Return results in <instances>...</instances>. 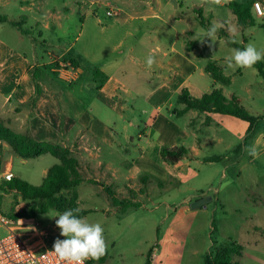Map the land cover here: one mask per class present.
<instances>
[{"label":"rangeland","instance_id":"rangeland-1","mask_svg":"<svg viewBox=\"0 0 264 264\" xmlns=\"http://www.w3.org/2000/svg\"><path fill=\"white\" fill-rule=\"evenodd\" d=\"M16 1L13 0L14 3L12 2L11 6L0 7V15L15 16V13L19 12V6L14 5ZM167 1L160 0L166 18L170 17L169 25L157 20L143 22L139 19H131V16L149 15L151 8L157 10L158 6L155 3L151 8L148 6L131 9L123 5L121 0H35L34 18L30 13L19 12L20 17L26 21L21 25L25 34L22 36L18 34L21 40L16 41L12 37L11 25L6 26L3 31L1 46L3 55L0 58L1 89L13 90L17 87L24 88L29 84L36 86L35 90L38 92L40 86L36 79H39L43 84L52 85L56 95L62 90V86H67L80 97L83 93L78 86L68 84L60 78L59 73L52 71L54 66L49 65L50 55L59 57L63 52H67L66 59H61V63L68 64L66 67L71 65L74 67L71 58L81 61L83 73L78 74L79 87L88 83L100 85V80H97L94 75L97 62L93 60L101 61L103 54L117 57L119 51L125 50V46L129 48L134 45L133 54L139 57L140 62L142 60L146 62L149 55H154L155 60L159 56L167 58L173 41L178 42V46H186L189 37L185 35V31L194 30L195 33H199L201 30H207L215 20L223 23L225 28L217 33V41L213 48L208 47L210 42L208 38H205L204 44L195 40L197 52L192 53L191 56L196 58L200 68L207 66L209 62H217L223 74L229 77L231 82L229 85L216 83L210 74L201 75L199 70L193 78L195 88L192 87L190 90L194 95L202 96L213 87L223 89L226 97H236L251 115L261 118L259 125L263 126L264 76L255 66L251 69H227L224 57L230 55L231 50L236 48L228 43L233 38L237 44L244 47L252 43L258 49L264 48V18L254 14L255 26L240 27L235 15L228 8V3L205 5L203 8L209 9V14L204 17L207 25L205 27L198 20L197 13H193L194 6H198L195 0H177L179 4L174 10L172 5H165ZM230 1L247 3L253 0ZM1 2L0 0V4ZM108 5L120 8L122 12L115 16H108ZM9 9L12 11L9 12ZM176 18H182L183 21L179 22L175 20ZM46 21L50 23L49 29L44 28ZM157 27L161 29L163 35L152 34L151 30ZM230 28L236 29L235 37L230 35L228 31ZM222 31L225 34H222ZM178 34H180L179 40L176 39ZM124 36H129L126 44L110 52L109 50H112ZM191 39L194 40V37ZM188 44L192 46L191 42ZM197 53L201 56H197ZM55 61H58L56 64L60 63V60L55 59ZM145 64L147 66V63ZM25 72L28 73V77L23 78ZM134 80L135 78L132 77V81ZM18 93L14 94L15 98ZM123 97H120L121 103L125 101ZM90 99L91 97L84 98L87 101ZM93 100L94 97L91 102ZM172 103L174 108L166 106L163 108V113L172 117L181 126L191 128L190 131L196 132L203 141L207 139L206 135L224 138L223 144L209 143L204 150L207 155L220 156L222 160L214 166L213 176L205 173V170H196V175L193 176L195 179L192 182L198 185L190 191L186 189L185 184L181 192L165 190L166 183H161L164 187L160 185L156 192H149L146 188L139 190L132 186L127 193V199L118 197L129 203L126 210L113 202L106 188H101L103 182L95 181L97 177L91 173L89 167L84 168L79 165L81 176L85 181L76 190V207L88 211L84 218L89 222L102 224L108 243L105 261L95 264H204L205 257L213 251L214 245L224 244L229 238L243 246L242 256L236 257L238 262L264 264V177L257 169L259 166L264 167V153L255 162L258 166H252L250 165L252 157L246 152L232 151L237 146L241 145L242 148L246 142L249 143V140L245 141L249 124L234 116L215 112L207 114L199 110H190L188 114L176 118L173 110H179L182 107L176 102V98L172 100ZM112 104L114 101L109 102L107 107L98 105L91 115L96 114L97 121L99 119H104L105 122L117 120L119 131L123 119L139 123L149 115V111H143L151 109V106L136 105L122 112V118H120L118 113L114 112L115 117L111 115L109 107ZM29 107L30 105L28 109ZM133 116L136 118L135 121ZM207 117L213 121L211 126ZM134 130L132 132L130 129L131 136H136V130ZM130 141L120 137L119 142L124 143L125 146L126 143L128 144L127 148L130 151L128 157L132 164L138 153L136 139L133 145ZM2 149L3 167L0 174H3L7 168L11 169V165L8 164H11L9 158L11 152L13 153L6 143H3ZM226 155H231V159L224 160ZM242 156L244 161L240 169L237 170L234 167L233 171L229 169L235 164L232 160L235 157L240 160ZM246 162L248 163L245 169ZM57 163L58 160L49 154L31 159L27 163H23L21 158L16 157L13 174L35 187H42L48 172L45 170ZM224 170L227 171L225 178L222 177ZM3 183L4 180H0V216L37 219L49 229L56 226L55 219L50 216L58 210L50 209L48 213L38 212L36 217H30L27 211L30 212L32 207L39 211L41 203L23 201L17 191L1 189ZM221 184L223 190L219 196L214 192L221 187ZM183 192H186L184 196L189 193L194 194L196 198L201 196L202 192L208 193L213 199L208 204V213L200 212L195 215L184 212L180 207ZM73 195L74 191L62 192L61 196L66 202H63L64 207L59 206L61 210H65ZM57 231L60 232L58 228ZM8 234V228L0 222V239ZM150 250L152 252L149 255Z\"/></svg>","mask_w":264,"mask_h":264},{"label":"crops","instance_id":"crops-1","mask_svg":"<svg viewBox=\"0 0 264 264\" xmlns=\"http://www.w3.org/2000/svg\"><path fill=\"white\" fill-rule=\"evenodd\" d=\"M1 1L0 7H8L14 3L13 0ZM121 1L123 5L131 9L146 8L148 6L151 8L154 3L158 6L157 10L151 8L149 15L131 16L132 20L139 19L143 22L157 20L167 25L170 23L168 20L170 17L166 18L160 0ZM16 2L14 5L19 6V12H27L33 18L35 17V0H17ZM248 3H252V1H248ZM262 3L264 5V0H262ZM178 4L177 0H168L165 3V5H172L173 10L177 8ZM109 8L115 9L117 14L122 12L120 8L111 5ZM195 9H201L203 17L209 14V9L205 10L203 7L198 6H194V14H196ZM8 11L11 12L12 9ZM19 12L15 13V16L0 15V58L3 55L1 46L3 45V31L6 26H12L11 32L13 36H11L16 41L22 39L18 34H21V36L25 34L21 29V25L25 24L26 21L20 17ZM181 15L184 14L181 13ZM196 16L198 15L196 14ZM175 20L183 21L182 18H176ZM45 23L44 28L49 29L50 23L48 21ZM151 31L152 34L163 35L159 27L153 28ZM184 33L189 37L186 46H178V42L173 41L168 57L159 56L151 68L146 66L145 61L142 60L140 62L139 57L133 54L134 45L129 48L125 46V50L119 51L117 57H109L108 54H103L101 61L93 60L97 62L95 69L100 70L102 75L106 77L102 79L101 74L96 75L94 73L95 78L100 80V85L88 83L83 87H79V75L83 73L81 61L77 58H71L73 60L72 63L76 62V64L73 63V68L76 71L75 75L65 74L60 66L63 65L61 59L66 57L67 52H63L59 57L50 55L49 65L54 66L52 71L59 73L60 78L68 82V84L76 85L75 87L78 86L80 92L83 93L82 96L78 97L74 94L73 89L67 86H62V90L56 95L52 85L49 83L43 84L36 77V82L40 86L38 92L35 90L36 86L29 84L25 85L24 88L17 87L13 90L8 89L5 91L0 87V120L17 133L25 134L29 132L37 142H48L68 148L78 160L79 165L84 168H90L91 173L97 177L95 179L96 182H103V185L100 183L102 189L106 185L113 189L118 197L123 199L128 198L127 193L130 192L129 189L132 186L137 187L139 190L146 188L149 192H156L160 185L164 187L161 183H166L165 190L181 192L182 186L185 184L188 191L193 190L195 189L194 186L198 185V183L192 182L195 179L193 177L196 175L195 171L205 170V173L213 176L214 166H216L218 161L222 160L220 156L207 155L204 152L206 145L209 143L221 145L225 141L223 137H217V135H206L207 139L203 141L196 132L190 131L191 128L181 126L172 117L163 113V108L166 106L174 108L172 100L176 98L177 102V97L183 89H187L194 98L201 97L197 94L194 95L190 88H195L193 78L199 70L201 75L207 73L206 66L200 68L196 58L191 56L192 53L196 54L197 52L196 41L191 39L196 34L195 31H185ZM222 34H225V32L222 31ZM127 37L124 36L120 39L109 51L112 52L122 48L126 44ZM176 39H180V34L176 35ZM189 42H191L190 45L192 46H189ZM127 49L128 51L126 52ZM197 56H201L200 53H197ZM55 59L60 60V63L56 64L58 61H55ZM22 77H28V73L25 72ZM132 77L135 78L134 81H132ZM16 92L19 93L15 98L14 94ZM89 97L91 99L94 97V100L92 102L91 99L88 101L84 100V98L89 99ZM120 97L125 99L123 103L120 102ZM112 101H114V104L110 105L109 109L114 117L115 112L122 118V112L127 111L129 108H134L136 105L151 106V109L143 111H149V115L146 119L139 121V123L123 119L121 130L119 131L117 120L115 122H110L109 120L105 122L104 119L97 121L96 114L91 115V113L95 112V107L98 105L107 107L108 103ZM179 105L183 108L182 104ZM133 118L135 121V116ZM207 118L210 122L209 126H211L213 121L210 117ZM130 129H132V132L134 129L136 130V136L130 135ZM120 137L126 140L130 139L132 145L136 139L138 155L132 164L128 157L130 153L127 148L128 144L126 143L125 146L124 143L119 142ZM247 140H249V143L246 142L242 148L240 147L241 145L237 146L232 151L241 152L245 145L255 143L259 157L255 159L252 157L250 165L258 166L255 162L264 153V125L260 126L258 124L251 133H248L247 129L245 141ZM176 146H184L188 150V156L176 164L166 163L161 156L162 148ZM16 157L20 158L11 152L9 158L11 164L8 165H11L12 173ZM208 158H215L216 160L207 161L206 159ZM223 159L230 160L231 155H226ZM22 160L23 163H27L31 159ZM243 161L244 156L240 160L235 157L232 160L235 164L229 169L232 170L233 167L237 168V170L240 169ZM247 163L244 164L245 169L247 168L245 167ZM49 169L47 168L45 171L47 172ZM257 169L261 171L262 177H264V167L259 166ZM226 172L224 170L223 178H225ZM252 182L254 183V179ZM222 190L223 186L221 184V187L217 188L214 193L220 196ZM185 193H182V199L180 200V207L184 212L195 215L200 212L201 214L202 212L208 213V204L213 201L208 193L202 192L201 196L197 198L194 194L189 193L184 196ZM96 194L99 195V193ZM206 197H210L211 201L205 206L192 207L194 202Z\"/></svg>","mask_w":264,"mask_h":264},{"label":"trees","instance_id":"trees-1","mask_svg":"<svg viewBox=\"0 0 264 264\" xmlns=\"http://www.w3.org/2000/svg\"><path fill=\"white\" fill-rule=\"evenodd\" d=\"M253 3V1L248 4L234 1L228 3L227 6L235 15L237 24L240 27L255 26ZM195 12L198 15L197 17L201 25L205 26V18L202 15V10L195 9ZM228 43L236 48H244V46L237 43L233 44L231 41H228ZM73 63L76 64L75 61ZM254 66L257 67L260 74L264 76V61L258 62ZM206 72L211 75L216 83L229 85L231 82L230 78L223 74L217 62H209L206 66ZM94 73L96 75L101 74L102 79L106 78L98 69H95ZM177 103L182 104L183 108L173 110L175 113L174 117L176 118L184 116L190 110L230 115L247 122L249 124L248 133L255 130L261 120V118L251 115L236 97L228 98L224 95L222 89L215 87L209 92L204 93L200 98L192 97L187 89H183L177 97ZM3 143L8 144L15 155L25 160L49 154L59 161L58 164L48 170L47 177L44 180V186L42 187H35L27 181L17 177L2 184L1 189L17 191L23 201H38L41 203L39 211L34 207L30 208V212L27 211L30 213V217H36L38 212L41 214L48 213L50 209L63 212L64 209L61 210L59 206L62 205L64 207L66 201L61 195L62 192L67 190L74 191V195L66 205L65 210L77 208L76 190L85 180L81 176L78 160L68 148L48 142H37L29 132L25 134L17 133L0 120V173L3 167ZM161 156L166 163L176 164L188 156V150L184 146L163 147ZM206 160L215 161L216 159L208 158ZM105 188L113 202L118 206H123L124 210H126L129 203L119 199L116 192L110 187L105 186ZM87 213L88 211L80 209L78 215L84 218ZM12 218L18 219L19 217L13 216ZM151 252L152 250L149 251V255ZM242 253L243 246L229 238L224 244L214 245L213 251L205 257L204 264H241L236 260V257H241ZM106 257L107 255L98 262L89 260L87 264L103 263Z\"/></svg>","mask_w":264,"mask_h":264},{"label":"clouds","instance_id":"clouds-1","mask_svg":"<svg viewBox=\"0 0 264 264\" xmlns=\"http://www.w3.org/2000/svg\"><path fill=\"white\" fill-rule=\"evenodd\" d=\"M200 7L205 5H222L230 0H195ZM259 8V5H257ZM225 28V25L213 21L207 30L194 35V40L204 44L208 38V47L213 48L217 41V33ZM230 35L235 37L236 29H228ZM231 43L237 41L233 38ZM215 53V52H214ZM214 55V54H213ZM264 60V48H257L249 43L244 48H233L230 55L224 57L227 69H251L258 62ZM147 67L151 68L155 63L154 55H149L146 60ZM244 152L255 158L259 157L257 145H245ZM80 208L66 209L63 212L57 211L51 218L55 219V225L60 230V236L65 239H56L53 244V253L60 261V264H86L87 261L98 262L108 253V243L104 235V228L99 222H89L88 219L78 215Z\"/></svg>","mask_w":264,"mask_h":264},{"label":"built area","instance_id":"built-area-1","mask_svg":"<svg viewBox=\"0 0 264 264\" xmlns=\"http://www.w3.org/2000/svg\"><path fill=\"white\" fill-rule=\"evenodd\" d=\"M253 2L254 14L264 18L262 0H253ZM116 14L117 11L113 8L107 10L108 16H115ZM66 66L68 64L63 63L60 67L62 72L75 75L76 71L72 65L71 67ZM13 178L14 174L10 168L0 174V179L4 182L11 181ZM0 222L9 231L6 237L0 239V264H60L59 259L50 252L53 250L56 239H65V237L60 236L56 226L49 229L45 228L37 219H14L3 215L0 216Z\"/></svg>","mask_w":264,"mask_h":264},{"label":"water","instance_id":"water-1","mask_svg":"<svg viewBox=\"0 0 264 264\" xmlns=\"http://www.w3.org/2000/svg\"><path fill=\"white\" fill-rule=\"evenodd\" d=\"M210 201H211V198L210 197L202 198V199L194 202L192 204V207L193 208H197V207L205 206Z\"/></svg>","mask_w":264,"mask_h":264}]
</instances>
